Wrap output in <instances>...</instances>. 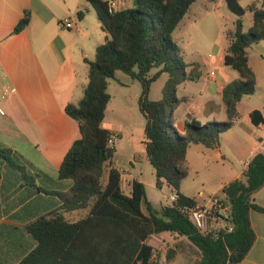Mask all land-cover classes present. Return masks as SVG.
I'll return each mask as SVG.
<instances>
[{"label": "trees", "instance_id": "obj_1", "mask_svg": "<svg viewBox=\"0 0 264 264\" xmlns=\"http://www.w3.org/2000/svg\"><path fill=\"white\" fill-rule=\"evenodd\" d=\"M87 1L107 39L97 47L95 60H86L89 82L82 99L64 109L79 124L81 138L73 143L59 170L60 180L72 182L68 193L59 194L64 202L62 209L66 213L86 211L87 215L70 223L63 214L55 213L53 218L41 217L31 223L28 231L40 247L53 240L59 248L72 249L74 252L68 255L77 261L83 260L82 247L88 246L92 263L160 264L158 258H153L154 251L147 240L152 235L171 232L188 238L200 250L202 256L195 264L241 263L256 241L250 213H264L254 200L264 186V153L256 154L249 162L244 172L246 182L235 180L223 188L230 210L222 218L233 225L232 231L208 234L198 229L189 219L186 207L199 203L184 195L181 186L189 172V147L219 149L221 136L233 128L239 117L238 104L256 92L257 76L250 66L249 49L264 40V0L247 8L239 0H224L238 17L234 30L227 32L225 64L239 74L223 90L227 120L205 124L186 121L182 133L174 125L175 112L186 101L178 96V88L186 82L199 81L202 73L198 64L188 65L183 60L173 34L198 0H139L138 7L115 12H110L107 0ZM248 10L253 15V25L245 32L243 17ZM77 16L83 19L85 11H79ZM29 23L30 15L26 13L14 33H20ZM153 69L158 72L150 76ZM118 71L142 86L138 107L145 118V153L155 171V186L159 190L168 186L171 195H178L177 201L160 209L148 201L146 187L140 181L134 180L131 193L126 194L122 173L113 166L116 149L110 143L115 135L104 126V120L111 100L109 81ZM164 73L169 78L162 98L153 101L152 85ZM251 119L256 126L264 122L258 110L251 113ZM15 164L11 151L0 149V167ZM231 192L235 195L233 203Z\"/></svg>", "mask_w": 264, "mask_h": 264}, {"label": "crops", "instance_id": "obj_2", "mask_svg": "<svg viewBox=\"0 0 264 264\" xmlns=\"http://www.w3.org/2000/svg\"><path fill=\"white\" fill-rule=\"evenodd\" d=\"M207 2L222 6L225 1ZM196 3L179 26L192 28L193 24L186 22L191 20ZM203 7L207 9V6ZM81 10L85 11V16L80 20L77 13ZM26 13L30 15L29 25L20 33H14ZM66 21L74 27L64 28ZM106 39L107 33L87 0H0V149L11 151L16 163L0 167V264H98L89 262L91 250L88 246L86 249L82 247V261L68 255V252H74L72 249L59 248L53 240L40 247L27 227L41 217L53 218L55 213L63 214L70 223H76L87 215L86 211L66 213L59 196L68 193L72 186L71 181L59 179L60 167L73 143L81 138L79 124L64 109L82 99L89 82L86 60L92 61L97 47ZM228 46L227 36L225 41L216 43L213 63L205 62L214 70L209 73V84L201 88L198 96L178 95L186 99L174 116V125L179 132L184 131L186 121L196 120L205 124L217 119L227 120L223 90L239 78L238 72L234 73L225 64ZM255 74L256 94L260 73ZM187 83L190 82L179 86L178 92ZM245 97L238 104L239 117L229 132H235L242 140L245 136L249 138L247 146L235 142V151L247 154L248 161L242 163L241 170L223 164V180L214 188L213 195L206 197L202 191H192L186 184L191 179L207 180L202 175L210 166L206 168L203 162L227 161L220 150L221 144L219 149L201 145H191L188 149L189 172L182 182L181 192L195 198L200 206L209 207L214 196L226 199L223 188L235 180L246 182L244 172L249 162L256 154L264 153V122L256 126L251 119L255 110L260 111L263 118L264 113L260 108L246 112ZM161 98L155 94L152 100ZM136 99L138 103V96ZM146 160L137 153L128 157L131 170H124L118 161H113V166L122 173L124 191L125 182L132 184L134 180L142 182L146 188L156 187L155 175L149 180L145 178ZM203 188H206L205 184ZM254 200L264 208V186L255 194ZM250 221L256 241L246 259L239 264H264V213L252 210ZM147 244L153 248V258H158L160 264H195L202 256L188 238L171 232L153 235ZM32 253L34 256L29 259Z\"/></svg>", "mask_w": 264, "mask_h": 264}, {"label": "rangeland", "instance_id": "obj_3", "mask_svg": "<svg viewBox=\"0 0 264 264\" xmlns=\"http://www.w3.org/2000/svg\"><path fill=\"white\" fill-rule=\"evenodd\" d=\"M208 0H198L193 6L191 20H187L188 26H179L174 32V40L181 49V56L188 65L198 64L202 73V79L196 82L187 83L186 86L180 88L179 96L188 94L190 96H198L199 91L204 85L209 84V73L214 70L212 66H206L205 62L213 63V56L215 55L216 43L225 41L227 32L234 30L235 22L238 17L230 12L226 3L222 2V6L208 3ZM262 0H240L244 7H248L253 3L259 5ZM203 6H207L205 9ZM119 7L125 9L132 6V0H123L119 2ZM193 21V22H191ZM244 31L248 32L253 25V15L248 10L243 17ZM249 57L251 66L255 69L259 76V87L257 93L252 96L244 98V109L248 112L251 108H260L264 113V41L255 44L249 50ZM215 59V58H214ZM95 57L92 58V61ZM215 61V60H214ZM191 66L188 67V71ZM232 71V70H231ZM158 69H153L150 76H153ZM255 72V73H256ZM234 73H237L234 71ZM169 76L165 74L158 81L152 85V94L150 99L157 94L158 98L162 97V89L167 82ZM142 86L138 81L132 80L128 75L122 71H118L114 79L109 81L108 93L111 96L109 110L106 113L104 126L109 128L117 138L116 150L113 161H118L124 170H131L130 164L127 162L128 157H132L137 153L138 156H145L144 141H145V118L139 110L138 103H136V96L140 97ZM208 92H206L205 97ZM154 101V100H153ZM185 111V109H181ZM223 122L222 120H215ZM226 121V120H224ZM134 136V137H133ZM242 140L235 132H228L221 136V152L226 155L227 161L219 163L213 161L211 163L203 162L202 164L207 168L203 171V178L207 180L191 179L186 186L192 191H202L206 197L214 194L220 182L223 180V167H230L232 169H243L242 163L248 161L247 154H239L235 151V142L247 146L250 140L247 136ZM249 145V144H248ZM119 159V160H118ZM219 159V158H218ZM147 161V160H146ZM147 169L145 170V178L149 180L154 178L155 173L153 167L146 162ZM205 184L206 188H203ZM148 201L155 209H160L161 206L169 204V196L172 190L164 187L162 190L156 187L150 189L146 188Z\"/></svg>", "mask_w": 264, "mask_h": 264}, {"label": "built area", "instance_id": "obj_4", "mask_svg": "<svg viewBox=\"0 0 264 264\" xmlns=\"http://www.w3.org/2000/svg\"><path fill=\"white\" fill-rule=\"evenodd\" d=\"M110 12L121 10L119 2L123 0H107ZM123 9V8H122ZM66 29H72L74 26L69 21L63 24ZM214 75V72H212ZM117 138L114 136L113 141L110 143L112 147H115ZM124 191V190H123ZM125 191H129L126 193ZM125 193L129 194L132 191V184L125 182ZM178 195L173 194L169 196L168 200L170 203L177 201ZM226 199L220 196H214L210 199V206H187L186 213L189 216L191 222L202 232L208 234H216L221 230L232 231L233 225L222 218L230 210V206ZM221 215V216H220ZM153 236V235H152ZM150 236V237H152ZM149 237V238H150ZM148 241V240H147Z\"/></svg>", "mask_w": 264, "mask_h": 264}, {"label": "water", "instance_id": "obj_5", "mask_svg": "<svg viewBox=\"0 0 264 264\" xmlns=\"http://www.w3.org/2000/svg\"><path fill=\"white\" fill-rule=\"evenodd\" d=\"M132 6L133 7H138L139 6V0H132ZM229 197H230L231 203H233L234 202V197H235L234 193L231 192Z\"/></svg>", "mask_w": 264, "mask_h": 264}]
</instances>
